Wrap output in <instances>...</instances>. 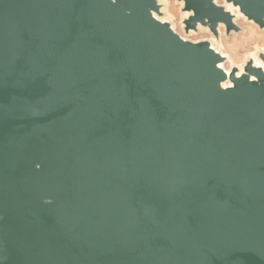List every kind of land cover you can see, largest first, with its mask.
<instances>
[{
  "label": "water",
  "instance_id": "water-1",
  "mask_svg": "<svg viewBox=\"0 0 264 264\" xmlns=\"http://www.w3.org/2000/svg\"><path fill=\"white\" fill-rule=\"evenodd\" d=\"M0 0V264H264V0Z\"/></svg>",
  "mask_w": 264,
  "mask_h": 264
},
{
  "label": "rangeland",
  "instance_id": "rangeland-1",
  "mask_svg": "<svg viewBox=\"0 0 264 264\" xmlns=\"http://www.w3.org/2000/svg\"><path fill=\"white\" fill-rule=\"evenodd\" d=\"M162 2L166 4L165 12L169 21L173 24L174 30L182 37L191 41L213 40L207 32L191 33L188 36H184L180 25L183 17L180 13L181 5L176 3L175 0H162ZM236 23L243 29V32L237 35L232 34L226 39L221 31L220 44L213 43L214 47L229 57V61L224 64L226 69L230 65L241 66L245 57L254 54L257 49L264 51V29L258 30L252 24L246 23L242 18H238Z\"/></svg>",
  "mask_w": 264,
  "mask_h": 264
}]
</instances>
